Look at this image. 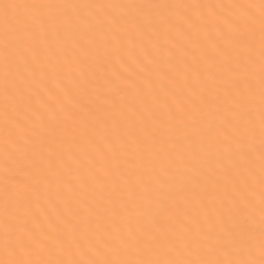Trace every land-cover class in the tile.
<instances>
[{"label": "snow or ice", "instance_id": "1", "mask_svg": "<svg viewBox=\"0 0 264 264\" xmlns=\"http://www.w3.org/2000/svg\"><path fill=\"white\" fill-rule=\"evenodd\" d=\"M0 264H264V0H0Z\"/></svg>", "mask_w": 264, "mask_h": 264}]
</instances>
